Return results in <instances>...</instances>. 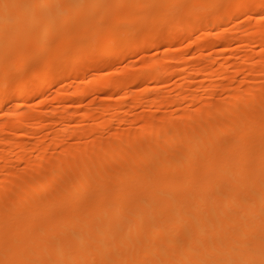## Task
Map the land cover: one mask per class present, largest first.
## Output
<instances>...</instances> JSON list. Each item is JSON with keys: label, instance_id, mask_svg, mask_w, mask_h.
Returning <instances> with one entry per match:
<instances>
[{"label": "bare ground", "instance_id": "1", "mask_svg": "<svg viewBox=\"0 0 264 264\" xmlns=\"http://www.w3.org/2000/svg\"><path fill=\"white\" fill-rule=\"evenodd\" d=\"M263 50L264 0H0V264H264Z\"/></svg>", "mask_w": 264, "mask_h": 264}, {"label": "rangeland", "instance_id": "2", "mask_svg": "<svg viewBox=\"0 0 264 264\" xmlns=\"http://www.w3.org/2000/svg\"><path fill=\"white\" fill-rule=\"evenodd\" d=\"M249 17H250V19H252V16H246L245 18H248V19H249ZM241 18H242V17H241ZM241 18H240V19H241ZM245 18H243L244 21H243V19H242V20L239 19L240 21H239V20L237 21V24H240V23H241V24L239 25L240 28H242V27L244 26L242 29L246 28V25H247V23H246L247 21H246V20H248V19L245 20ZM245 21H246V22H245ZM238 22H239V23H238ZM242 22H243V23H242ZM244 22H245V23H244ZM231 23H232V22H230V23H229L230 25H228V27H227V28H230L231 30H230V29H226V30H222V32H221V31L218 32L217 30L215 31L214 29H211L210 32H209L210 34H212V35H211V36H212L211 39L214 38V37H216V39H218L217 36H218V37H219V36H220V37H221V36H226V37H227V35H228V31H229V30H230V31H229V34L231 35V32H232V30H233L232 27H234V26H233L234 24L232 25ZM257 23H258V22H257ZM245 24H246V25H245ZM231 25H232V27H229V26H231ZM255 28H256V27H255ZM213 30H214V31H213ZM254 30H255V29L252 28V29L249 30V31H251V33H254ZM223 31H224V32H223ZM255 31H256V30H255ZM211 32H212V33H211ZM217 32H218V33H221L222 35H220V34L218 35ZM225 32H226V33H225ZM241 32H242V31H241ZM241 32L238 34L239 38H240L241 35H242V37H244V35H245V32L243 33L244 35L241 34ZM224 33H225V34H224ZM214 34H216V35H214ZM240 34H241V35H240ZM213 35H214V36H213ZM230 35H228L227 39L230 37ZM199 36H200V34H199V33H198V34L196 33V35H194V39H196L195 37L198 38ZM242 37H241V38H242ZM209 38H210V35H209ZM214 39H215V38H214ZM183 42H184V41H183ZM182 44H183V45H182ZM182 44H181V46H180V45H178V46H179V47H183V46L186 45L185 42L182 43ZM238 45H239V44L237 43V44H235V45L232 46L233 48L231 47L232 50L234 49V50H233L234 53H233V55L231 56L233 60L230 58L229 60L231 61V63H230V61L228 62L229 64H231V65H233V66H235V67H236V65H238V66L241 65L240 63L244 60V59H243V58H244L243 56H245V55H251V56H252V57L249 56V57L251 58V60H250L251 63H252L253 61L256 62L257 59H258V56H257V55H258V54H257L258 52L255 53V51H256V50L260 51V49H263V48H261V47H258V48H256V50H255V48H254V50H253L254 52H252V53H254V54H252L251 51H246V50H244L243 48H241L240 45H239L240 47H239ZM178 46L176 45L175 47L179 48ZM235 46H237V48H235ZM175 47H174V48L172 47V49L170 48V51H171V50H172V51H173V50H178V49H175ZM217 48H218V49H217ZM221 48H222L221 46H218V47L215 48V50H218V51H217L218 53H216L215 50L212 51V52H211V50H209L211 53H214V54L216 53L215 55H214V54H210V56L213 57V58H211V59H213V60L215 61L216 59L219 58V56H218L217 54H219V52H220L219 49L221 50ZM238 48H239V49H238ZM240 48L242 49V53H239V52L241 51ZM235 49H238L239 51H238V50H235ZM159 50H160V49H159ZM159 50L156 51V50H154V49H151L150 52H149V51L147 52V54H149V56H147V54H146L145 56H147V58L144 59V60H142L143 58H145V57H143V58H141L140 61H147V60H149L148 58H149L151 55H153V54H157L158 57H160V55H161L160 59H161V58L163 59V58H164V55H166V54H160V52L162 53L163 50H162V49H161L162 51H161V50L159 51ZM155 51H156L157 53H156ZM172 51H171V52H172ZM207 51H208V50H207ZM209 51H208V52H209ZM243 51H244V52H243ZM245 51H246V52H245ZM158 52H159V54H158ZM171 52H170V53H171ZM203 52L205 53V50H204ZM208 52H206V53L209 54L210 52H209V53H208ZM247 52H250V54L247 53ZM263 52H264V50H263ZM204 53H203V54H204ZM206 53H205V54H206ZM237 53H239V54H237ZM150 54H151V55H150ZM205 54H204V55H205ZM243 54H245V55H243ZM255 54H256V55H255ZM235 55H236V56H235ZM253 55L255 56V59H254V56H253ZM162 56H163V57H162ZM215 56H217L218 58H216ZM138 57H139L138 55H136V56L134 55V57L131 56L132 59L129 57L130 60H128V58H127L126 60H121V61H119V62L115 65V66H116V67H115L116 69L113 70V71H114L115 73H118L117 70H119V71H120L121 69H122V70H125V68H126V69L128 68V66H126V65H129V66L132 65L131 67L134 66L133 68H135V69L137 68L136 65H138V68H139L141 62L138 60ZM187 57H188V56L186 55V58H187ZM195 57H196V56H195ZM195 57H194V58H195ZM197 57H198V56H197ZM197 57H196V58H197ZM233 57H234V58H233ZM235 57H237L238 59L235 58ZM239 57H240V58H239ZM241 57H242V58H241ZM256 57H257V59H256ZM194 58L191 59V60H192L191 63L189 62L190 60H189L188 62H187V61H184V62H183L184 64L180 65L179 68H180V69L183 68L184 70H186V71L188 70V71H189V70H190V67L193 66L192 68H193V69H194V68L196 69V68H197V63H198V58H197V63H196V58H195V59H194ZM214 58H215V59H214ZM139 59H140V57H139ZM235 59H237V60H235ZM242 59H243V60H242ZM253 59H254V60H253ZM234 60H235V61H234ZM238 60L241 61V62H239ZM130 61H131V62L133 61L134 64H132ZM137 61H138V62H137ZM233 61H234V63H233ZM135 62H136L137 64H136ZM185 62H186V63H185ZM125 63H126V64H125ZM127 63H128V64H127ZM221 63L224 64L223 62H221ZM235 63H236V65H234ZM135 64H136V65H135ZM188 64H189V66H188ZM190 65H191V66H190ZM124 66H125V68H123ZM186 66L188 67V69H187ZM238 66H237V67H238ZM131 67H129V69H131ZM185 68H186V69H185ZM211 68L214 69V66H213V67L211 66L210 69H211ZM212 69H211V70H212ZM209 71H210V70H209ZM114 72H112V74H113ZM234 72H235V73H234ZM98 73H99V72H98ZM98 73H96V74L98 75ZM101 73H102V72H101ZM101 73H99V74H101ZM107 73H111V71H110V72H107ZM236 73H237V70H236V69H235V71H233V73L231 72V75L233 74L232 77H231L232 79H230V80H232V81L229 80V82H230L231 85H230V84L228 85V84H227L228 81H226V80H225V81H221V82H223V83H221V84L224 85V87L220 84L221 87L219 86V88H218V92H217L218 94L216 93L217 96H215V95H216V94H215V95H214L215 98L213 97V99L211 100L212 103H216L218 99H221V98L223 97V95H222L223 92L220 91L222 88L227 87V85H228V87L235 86V83H237L238 80H240V79L242 80V78H243L242 75H241L240 73H237V74H236ZM89 74H90V75H88V77H87L88 79L86 78V82H87L88 80L92 79V77L89 78V76L93 75V73L91 72V73H89ZM237 75H240V76H237ZM233 76H234L235 78H233ZM261 76H262V74L260 75V77H261ZM239 78H240V79H239ZM262 78H263V76H262ZM262 78H261V79H262ZM193 79H194V80H192V78H191L192 81H191V80L188 81V83L191 82L190 85L188 84V85L191 87V88L189 87L188 91H192V90L194 91V89L196 90V89L198 88V86H199V85H197V84H200V80H199V78H193ZM236 79H238V80H236ZM241 80H240V81H241ZM259 80H260V79H256V81H258V82H259ZM168 81H169V82H168ZM168 81H167L168 83L166 82V84H165L166 86H164V85H161V86H160V87H161V90H160V91L163 90L164 93H166V92L169 91V94L171 93L170 95L173 96V95H175V91H176V89L174 90V88H176L175 86H176V84H178L179 80L176 79V78H174V76H172V77L168 78ZM234 81H236V82H234ZM256 81L254 80V82H256ZM260 81H264V79H263V80H260ZM78 82H79V81H78ZM78 82L75 81V82H73L74 84L71 83V84L68 85L67 87H63V88L60 87V88H61L60 91H59V89H60L59 86H61V85H59V84L57 85L58 87H57L56 85H54V87L52 86L51 88H49L50 91H49V92L46 91V93H44V97L42 96L41 99H39L38 101L36 100L37 102H40V101H41V102H40L41 104H42L43 101L45 100V101H44V104H43V106H42V109H41V107H40V109H41V110H44V109L46 110V108H47L46 106H48L47 110H48V109H51L50 111H54V110L56 109V107H54V106L52 107V105H55L54 102H55L56 100L59 99L60 94H62V93L64 94L65 92L72 91V90H70V87H69V86H71V85H72V86H71V89H73V90L76 89L78 86H81V85H79V84H81V82H80V83H78ZM198 82H199V83H198ZM258 82H257V84H258ZM77 83H78V86H77ZM232 83H234V84L232 85ZM259 83H260V84H258V85H264V82H259ZM262 83H263V84H262ZM167 84H168V85H167ZM207 84H208V85H210V84L212 85L211 82H206L205 85H207ZM226 84H227V85H226ZM11 85H13V86H11ZM11 85H10L11 88H10V86H9V89H10L9 91H12V92H13L14 88H12V87H15V86H14V83H12ZM194 85H195L196 87H195ZM166 87H167V88H166ZM65 88H66V89H65ZM192 88H193V89H192ZM220 88H221V89H220ZM190 89H191V90H190ZM65 90H66V91H65ZM67 90H68V91H67ZM165 90H166V91H165ZM173 90H174V92H173ZM199 90H200V89H198V90H196V91H194V92H196L197 94H199V93H201V90H200V91H199ZM63 91H64V92H63ZM163 91H162V92H163ZM58 92H59V93H58ZM220 93H221L222 96L220 95ZM55 94H56V95H55ZM134 94H136V91L134 92ZM54 95H55V96H54ZM99 95H100V96H99ZM53 96H54V97H53ZM56 96H57V97H56ZM220 96H221V97H220ZM101 98H103V96H101V94H98V95H95V96H89V99H88V97H87V98L84 100V103H85V102H89V101H91V104H90V103H87L86 105H84V108H83V109H84L85 111L87 110V112H88V111L90 110V108L87 109V108H88L87 105H89V104H90L89 106L92 105V106H91V109H92V107H93L95 101L97 102V103H95V104H98V106H94L93 109H92L93 111H95L94 109H97V107H99L100 105H102V104H107V103H108L107 99L104 100L105 97H104L103 99H101ZM50 99H51V100H50ZM49 100H50L51 102H50ZM53 100H54V101H53ZM93 100H94V101H93ZM214 100H216V102H215ZM36 101H35V102H36ZM100 101H103V103L101 104ZM218 101H219V100H218ZM35 102H34V103H35ZM45 102H46V103H45ZM49 102H50V103H49ZM106 102H107V103H106ZM92 103H93V104H92ZM51 104H52V105H51ZM45 105H46V106H45ZM44 106H45V108H44ZM49 106H51V107H49ZM55 106H56V105H55ZM85 106H86L87 108H85ZM193 106H194V107H193ZM193 106H191V108H193V110L190 109L191 111H194L195 109H197L198 104H195V105H193ZM246 106L249 107V104H247ZM246 106H245V107H246ZM43 108H44V109H43ZM52 108H54V109H52ZM73 108H74V107H72L70 110L72 111ZM189 108H190V107H189ZM194 108H195V109H194ZM136 109H137V107H136ZM136 109H134L135 111H133V112H135V114L132 113V114H134V115H132V114L130 115V117H132V119L134 118L133 116H135V115L137 114L136 112H138V113H142L141 111H148V108H147V107H144V109H141V108L138 107V109H137V110H136ZM146 109H147V110H146ZM45 110H44V111H45ZM74 110H75V109H74ZM74 110H73V111H74ZM92 110H90L89 112L92 113V112H93ZM159 110H160V111H158V112H160V113H157V112H156V113H157V115L159 114V116H160V114L162 115L164 111L161 110V109H159ZM161 111H162V112H161ZM145 113H147V112H145ZM124 117H125V116H124ZM127 117H128V118H127ZM0 118H2V117H0ZM5 119H6V118L3 117L2 120L0 119V122H1V121H4ZM127 119H128V120L130 119L129 116H126V120H127ZM130 120H131V119H130ZM89 121H91V120H89ZM89 121L87 120V122H84V123H87V124H85V126L88 125L89 123L92 124V123H91L92 121H91V122H89ZM84 123H82V124H84ZM82 124H81V125H82ZM90 124H89V125H90ZM114 125H115V124H113L112 129H115V128H116V127L113 128ZM116 126H117V125H116ZM6 133H8L9 136H8ZM36 134H37V133H36ZM36 134L33 133V136H32V134H31V135H29L28 137H24L23 139H24L25 142H29V143H31V142H32V143H33V142H36V141L41 137L40 134H38V135H36ZM6 135H7V136H6ZM35 135L38 137V139H37V138L35 139V137H36ZM43 135H44V134H43ZM106 135H109V134H106ZM3 136L6 137V138H8V137H11V138H12V136H11V134H10L9 132H5V133L3 134ZM39 136H40V137H39ZM104 138L106 139V138H109V137H108V136H105ZM23 139H21V140L23 141ZM31 140H32V141H31ZM33 140H34V141H33ZM72 141H73V140L68 141V143H73ZM66 143H67V142H66ZM17 167H18V168H17ZM17 167L15 168L16 171H18L17 169H21L20 167H22V166L19 165V166H17ZM19 171H20V170H19ZM2 197H6V196H2ZM6 198L9 199V197H6ZM3 199H4V200H3ZM2 200H3V201H2ZM1 201L4 203L5 198H1ZM2 202H1V203H2Z\"/></svg>", "mask_w": 264, "mask_h": 264}]
</instances>
